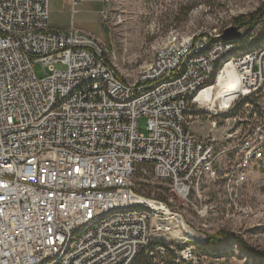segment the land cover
<instances>
[{"label": "built area", "instance_id": "2783aa9c", "mask_svg": "<svg viewBox=\"0 0 264 264\" xmlns=\"http://www.w3.org/2000/svg\"><path fill=\"white\" fill-rule=\"evenodd\" d=\"M113 1L104 0L105 21L121 18ZM222 34H172L129 80L99 38L51 27L50 0H0V264H135L168 234L176 246L156 250L189 260L208 237L179 206L194 198L205 217L204 187L219 179L229 208L264 224V205L246 192L264 166V105L247 101L253 122L243 134L190 127L207 120L218 130L231 119L223 114L264 90V42L245 49ZM229 63L246 93L222 109L202 92Z\"/></svg>", "mask_w": 264, "mask_h": 264}, {"label": "rangeland", "instance_id": "374dc122", "mask_svg": "<svg viewBox=\"0 0 264 264\" xmlns=\"http://www.w3.org/2000/svg\"><path fill=\"white\" fill-rule=\"evenodd\" d=\"M109 8L121 13L120 20L105 21L99 11L92 10L76 14L82 20L75 25L77 29L89 32L110 47V59L116 71L121 77L129 80L141 75L143 68L154 58L157 48L172 34L190 39L203 32L217 34L229 26H238L242 38L251 30L248 49L264 41V26L257 25L255 29H251L248 25L240 26L236 21L240 16L264 9V0H114ZM57 67L64 66L58 64ZM36 69L40 75L44 74L40 64L36 65ZM247 101L254 106L264 105V90L241 101L229 113L223 114V118L231 119L220 123L218 130H213L207 120L192 123L190 127L202 137L212 136L213 133L221 137L224 131L231 128L238 131V134H243L253 122L250 120L252 107L246 104ZM138 127L140 133L148 134L147 116L139 118ZM263 176L264 166L256 167L251 172L250 181L246 186L249 201L262 209ZM159 185L166 188L167 193V185L157 184ZM204 189L203 204L208 206V214L205 217L198 213L200 202L194 198H191V202L181 204L179 208L186 222L199 233L206 234L208 241L212 237L218 238L219 250L204 251L201 246L194 244L193 257L177 262V253L173 249L168 247L170 250L166 253L156 250L159 245H163L162 242L167 246H176V240L168 234L169 239L163 237L164 239L155 240L153 246L146 248L136 264H264V260L251 256L235 241L243 240L263 251V220H260L259 216L242 218L235 210L229 208L223 191V179L209 182ZM224 233L233 238L222 241L221 236Z\"/></svg>", "mask_w": 264, "mask_h": 264}, {"label": "bare ground", "instance_id": "6f19581e", "mask_svg": "<svg viewBox=\"0 0 264 264\" xmlns=\"http://www.w3.org/2000/svg\"><path fill=\"white\" fill-rule=\"evenodd\" d=\"M239 81V75L234 64H227L220 71L215 85L208 87L202 92V94H204V99H206L210 105H219L222 109L231 106L240 93H246V91L244 92L246 89L242 90L239 87Z\"/></svg>", "mask_w": 264, "mask_h": 264}, {"label": "crops", "instance_id": "0c3cea01", "mask_svg": "<svg viewBox=\"0 0 264 264\" xmlns=\"http://www.w3.org/2000/svg\"><path fill=\"white\" fill-rule=\"evenodd\" d=\"M103 4L104 0H85L74 6L72 0H50V25L56 30H67L71 25L76 27L75 24L82 20L76 14L92 10L99 11L101 14ZM74 9H76L75 12Z\"/></svg>", "mask_w": 264, "mask_h": 264}, {"label": "trees", "instance_id": "16d2710c", "mask_svg": "<svg viewBox=\"0 0 264 264\" xmlns=\"http://www.w3.org/2000/svg\"><path fill=\"white\" fill-rule=\"evenodd\" d=\"M236 21L240 26L248 25V26H250L251 29H253V28L255 29V27L257 25L264 26V9H259L258 11L253 12V13L246 15V16H240L236 19ZM250 36H251V30L249 32H247L246 35L242 38V42H244L245 49H248L247 43H248V38ZM260 44L261 43L259 42L258 45H260ZM254 46H257V45H254ZM230 238H233V236H230V235L225 234V233L221 236L222 241H227ZM235 241H236V243H238L240 245L242 250L248 252V254H250L251 256L258 257L261 260H264V250L259 251L256 248L250 246L249 244H247L246 242H244L243 240H240V239H235ZM218 243H219L218 238L212 237V238H210V240L208 241L207 244H199L198 246H201V248L204 251H216L217 252L219 250V247H220ZM142 253L137 258L136 263L141 259Z\"/></svg>", "mask_w": 264, "mask_h": 264}, {"label": "water", "instance_id": "95a60500", "mask_svg": "<svg viewBox=\"0 0 264 264\" xmlns=\"http://www.w3.org/2000/svg\"><path fill=\"white\" fill-rule=\"evenodd\" d=\"M242 36V32L240 31L238 26H229L227 27L222 34V38L225 41H231L238 39Z\"/></svg>", "mask_w": 264, "mask_h": 264}]
</instances>
